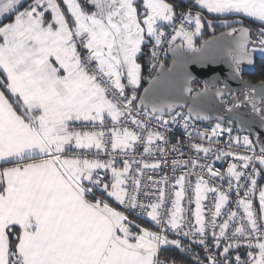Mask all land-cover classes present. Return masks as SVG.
Instances as JSON below:
<instances>
[{
  "label": "snow or ice",
  "instance_id": "snow-or-ice-1",
  "mask_svg": "<svg viewBox=\"0 0 264 264\" xmlns=\"http://www.w3.org/2000/svg\"><path fill=\"white\" fill-rule=\"evenodd\" d=\"M183 3L0 0V163L11 165L0 168V264H168L162 251L188 253L193 244L206 255L193 256L192 264H264V185L258 181L264 179V139H258L257 153L250 136H233L232 127L216 123L210 131L195 130L208 146L189 143L195 157L173 158V172L179 168L181 174L173 178L170 194L168 176L153 182L154 200L153 192L142 191L139 176L143 169L160 168L161 161L143 163L136 175L132 164L140 161L125 158L122 167L116 166L118 155L134 154L138 145L145 154L165 158L169 151L180 153L178 143L166 147L170 122L163 119L165 109L171 113L175 105L153 106L152 113L160 115L145 111L148 119H142L134 104L143 47H151L153 61L165 45L174 54L203 55L209 42L198 47L195 39L202 35L206 11L259 25V49L249 47V27L232 28L239 32L229 53L237 75L243 63L253 64V53H264V0H189L188 9L178 12ZM222 23L230 26L226 19ZM207 27L213 28L212 20ZM245 100L264 125V106L249 95ZM140 106L147 107L144 97ZM192 115L191 109L186 116L176 112L171 122L179 123V117L188 132L194 128ZM152 119L165 131L151 125ZM89 125L92 130H85ZM223 133L228 134L226 148L218 146ZM233 144L247 151L235 152ZM101 153L109 158L101 159ZM213 156L236 162L221 172L214 163L201 162ZM189 176L196 177L194 187ZM217 179L226 181L227 190L215 185ZM189 189L193 196H187ZM97 190L124 210L97 196ZM209 193L213 202L205 212ZM130 215L146 218L152 227Z\"/></svg>",
  "mask_w": 264,
  "mask_h": 264
},
{
  "label": "water",
  "instance_id": "water-1",
  "mask_svg": "<svg viewBox=\"0 0 264 264\" xmlns=\"http://www.w3.org/2000/svg\"><path fill=\"white\" fill-rule=\"evenodd\" d=\"M204 23L208 38L201 41L198 47L205 41L209 42L205 53L174 54L167 51V62H162L163 68L159 62L150 78L142 83L134 104L140 111H146L153 116L160 115L152 113L153 106L175 105L171 113L165 109L163 118H170L178 111L188 115L191 109V120L195 123H221L222 126L234 128L239 135H249L256 144L258 153L260 146L257 141L264 139V125L260 123V117L254 114L251 104L246 109L240 106L233 108V102L229 107L232 111L229 112L224 103L220 102L235 94L249 95L256 103L264 102V83H252L240 77L248 69L254 70L256 56L253 54V64L243 63L241 73L237 75L229 53L239 40V32L230 34L225 30L216 33L214 28L207 27L206 18ZM188 87L192 89L190 93L185 91ZM145 89L149 91L145 93ZM141 97L145 99L146 109L140 106ZM195 113L207 116L208 119H196Z\"/></svg>",
  "mask_w": 264,
  "mask_h": 264
},
{
  "label": "built area",
  "instance_id": "built-area-1",
  "mask_svg": "<svg viewBox=\"0 0 264 264\" xmlns=\"http://www.w3.org/2000/svg\"><path fill=\"white\" fill-rule=\"evenodd\" d=\"M170 31V29L168 30ZM166 45L164 47H162L161 49H158V58L153 62L155 63V68L156 66L159 64V62H165L166 59ZM155 69L151 70V74L153 73ZM141 112V118L142 119H148V117H146L144 115L145 111H140ZM179 113L183 114L186 116V114L183 112V111H178ZM175 115V114H174ZM173 115V116H174ZM153 116V115H151ZM154 117V116H153ZM163 119H166V120H169V127H168V130L166 132V135L168 137V141H169V144L166 146L168 147L169 149H171V145L174 144V143H178L181 147H180V153H182L183 155L181 156L180 153H176V152H171L169 151L167 157H161V155L158 153V152H153L151 154H145L143 153V147L138 145L137 146V150L134 154H130L128 157H124L122 155H118L117 156V167H122V161L125 159V158H128L130 160H134V161H140L141 163L140 164H137V163H133L132 164V172L134 175H136V169L138 167L142 168L143 167V163H149V164H152V163H155L157 161H161V167L158 168V169H151V168H146V169H143V174L139 176V178L141 179V183H142V191H148L150 190L151 192H153V200L155 199V193L157 191V188L153 185V182L155 181H161L162 177L164 176H168L169 177V181H168V186L166 187V191L170 194L171 192V185L174 183V177L176 176H179L181 174V170L179 168L176 169L175 172H173V168H172V160L173 158H176V159H188L190 156L191 157H195L197 154L194 152V150L190 149L187 147V145L189 143H202L204 146H208V141L207 140H204V141H201L199 140L198 138L195 137L194 135V132L195 130H200V131H203V130H211L212 127L215 126L216 123H195L193 122L192 120L189 121L190 125L194 126L193 127H190L188 129V132H193V136L190 138L189 135H188V132L185 131V129L183 128V121L177 117V120L179 121V123H172L171 122V117L170 118H163ZM151 125H156L157 129L161 132H164L165 129L164 128H160L159 127V124L158 122L155 120V119H152L151 120ZM150 125V126H151ZM110 126V124H109ZM129 127L133 130H137L135 125H131L129 124ZM224 127V126H222ZM85 130H92V127L91 125L88 126L87 129ZM236 135H239L237 134L236 132L233 131V136H236ZM241 137H243L244 135H239ZM218 146L221 147V148H226V145L228 143V134L227 133H223L222 135H220L218 137ZM232 150L235 151V152H239L240 154H244L247 150L243 147V146H237L235 144L232 145ZM250 154V153H249ZM201 157H203V153H200L199 154ZM101 159H108L109 157L104 155L103 153H101V156H100ZM166 159V163L164 162V160ZM201 162L203 163H214V167L219 169L221 172H226V169H227V166L230 164V163H233V162H236L234 160L233 157H225V158H222L220 160H216L215 157H211L209 160H202ZM185 171H188V169H185ZM109 178H110V173L108 174ZM149 177H151V180H149ZM207 178V176H206ZM189 180L192 182V185L194 187L195 185V180H196V177L195 176H189ZM258 181H259V184L260 185H264V180L261 181V179L258 177ZM215 185L220 187L222 186L225 190H227V183L226 181H220V180H215L214 181ZM144 185H147L148 187L147 188H144L143 186ZM160 187H165V185L161 184L159 185ZM187 196H193V193H192V190L189 189L188 192H187ZM141 200H144L145 202H147L145 200V198L143 197V195H141L140 197ZM194 199V197H193ZM232 200L234 201L235 200V195L233 193L232 195ZM253 201H254V207L257 209H259V199H258V193L257 195L253 198ZM213 202V194L209 193L208 194V199L204 202L205 204V212H207V209L209 206H211ZM122 210L123 207L120 206ZM168 207H170V204H168ZM192 209L194 210L195 208V205L194 203L191 205ZM229 207L231 209H235L236 205L235 203H232L229 205ZM241 213H242V209L240 210ZM138 218L137 215H134ZM140 219H143V220H147L146 218L144 217H140ZM170 238H174V237H171ZM185 243H188V241H185ZM180 253L182 254H191V253H194L193 256H196L198 255L201 259H203V257L206 255V253L203 251V247L200 246V245H196V244H193L192 245V250L191 252H188V253H185V252H182L180 250H178ZM233 259L236 255L235 252H233ZM240 255H241V258L242 259H245L246 256H245V250L244 248L242 247L240 249ZM173 261L171 262H168V264H172ZM174 264H180V263H175Z\"/></svg>",
  "mask_w": 264,
  "mask_h": 264
},
{
  "label": "trees",
  "instance_id": "trees-1",
  "mask_svg": "<svg viewBox=\"0 0 264 264\" xmlns=\"http://www.w3.org/2000/svg\"><path fill=\"white\" fill-rule=\"evenodd\" d=\"M170 2H173L175 4H180L181 1H179V0H170ZM187 3H189V2H184L180 8H177V11H180L179 9L184 8L185 6H187L188 5ZM192 10L196 11L197 9H192ZM203 15L207 19V21L208 20H212L213 21V28L215 29L216 33L222 32L221 30L217 29L218 28L217 23L222 22L225 19L227 21L233 20V19L242 20L243 24L234 23L232 25V28L249 27L251 29V33L252 34L257 33V29L259 27L258 24L252 23L250 20L245 19V18H240V17L237 18V17H231V16H228V17H216V16H210V15L206 14L205 12L203 13ZM206 38H208V32H207V30L204 27L202 40H205ZM202 40H199V39L196 40V45L198 46L199 43ZM149 58H150V54L147 53L146 47H143V54L138 56V61H137L142 66V79H141V84H140V86H139V88H138V90L136 92V95H138L140 89L142 88V86H143L142 83L146 82L151 76V71H150L151 63L148 62ZM165 62H167V60H165ZM257 68L260 71V74L264 75V59H260L259 60V62L257 64ZM262 180H264V179H261V181ZM96 194H97V196H102L103 195L104 198L107 199L110 204H112V206L118 207L119 210H121L120 207L115 205L111 200H109L105 196V194H103L101 192H98V191H97ZM130 219L135 220L137 223H141L145 227H152V225H150L147 221L142 220L140 218H137L134 215H130ZM193 255H194V253H191L189 255H187V254L185 255V254L180 253L178 251V249L169 248L167 251H162L161 254H160V257H161L162 260H166L167 262L174 261L175 263H180V264H192Z\"/></svg>",
  "mask_w": 264,
  "mask_h": 264
},
{
  "label": "flooded vegetation",
  "instance_id": "flooded-vegetation-1",
  "mask_svg": "<svg viewBox=\"0 0 264 264\" xmlns=\"http://www.w3.org/2000/svg\"><path fill=\"white\" fill-rule=\"evenodd\" d=\"M237 29H239V27ZM227 30L229 31V33H232V28H228ZM251 41H252V43H251L250 47H252V44H254L255 41L258 42L257 33H254V34L251 33ZM253 54H255V53H253ZM255 56H256V61L254 63V70L248 69V72L241 74L240 77L242 79L249 81V82H252V83H258V82L264 83V75H261L260 71L257 68V64L261 58L259 56H257L256 54H255ZM220 102L224 103L226 109H229V107L233 104V102H235V103L242 102V103H240V107L245 108V109L248 107V104H249L245 100V94H243V95L235 94L233 97H229L227 99L220 100ZM256 104L258 107L264 106V102H257ZM254 114L257 117H260L257 113L254 112ZM224 127H229V126H224ZM232 129H233V131H235L234 128H232Z\"/></svg>",
  "mask_w": 264,
  "mask_h": 264
},
{
  "label": "rangeland",
  "instance_id": "rangeland-1",
  "mask_svg": "<svg viewBox=\"0 0 264 264\" xmlns=\"http://www.w3.org/2000/svg\"><path fill=\"white\" fill-rule=\"evenodd\" d=\"M179 1H181V0H179ZM58 2H61L62 3V0H58ZM184 2H189V0H186V1H184ZM188 5L187 6H185L184 8H181V9H179L180 11L181 10H187L188 9V7H189V3H187ZM90 6V5H89ZM179 12V11H178ZM216 17H221V16H216ZM231 17H235V16H231ZM237 18H239V17H237ZM240 18H243V17H240ZM246 19V18H245ZM236 20H238V19H233V20H229L228 21V23H229V25L230 26H225L222 22H219V23H217V25H218V30H221V31H225V30H227L228 28H232V25L235 23V21ZM249 20V19H248ZM227 28V29H226ZM206 29V28H205ZM215 30V29H214ZM202 36H203V30H202V35L201 36H198V37H196V39H195V43H196V40H202ZM203 41V40H202ZM200 44V43H199ZM252 47H256L257 49H259L261 46L259 45V43L257 42V41H255V43L254 44H252ZM146 51H147V53H149L150 54V58L148 59V62H150L151 63V66H152V64H153V60H152V58H151V47L150 46H148V47H146ZM255 54L257 55V56H259L261 59H264V53H262L261 51H259V50H257L256 52H255ZM127 92V91H126ZM98 192H100L99 190H97ZM105 196H106V194H105ZM107 197V196H106ZM108 198V197H107ZM109 200H111L114 204H115V202L113 201V199L112 198H108ZM115 205H117V204H115ZM117 206H119V205H117ZM120 207V206H119ZM120 209H121V207H120ZM122 210V209H121ZM123 211V210H122ZM143 220V219H142ZM145 221H147L150 225H151V223L148 221V220H145Z\"/></svg>",
  "mask_w": 264,
  "mask_h": 264
},
{
  "label": "crops",
  "instance_id": "crops-1",
  "mask_svg": "<svg viewBox=\"0 0 264 264\" xmlns=\"http://www.w3.org/2000/svg\"><path fill=\"white\" fill-rule=\"evenodd\" d=\"M184 1H186V0H184ZM88 10H94V9H92L91 6H89V9H88ZM205 13L208 14V15H210V16H216L215 14H209V13H207L206 11H205ZM243 18H244V17H243ZM246 19H248V18H246ZM125 82H126V81H125ZM140 84H141V83H140ZM138 88H139V87H138ZM138 88L136 89V92H137ZM126 91H127V94H128V95H131V89H130V88L127 89ZM5 166H11V165H5V164H3V163H0V168L5 167Z\"/></svg>",
  "mask_w": 264,
  "mask_h": 264
}]
</instances>
